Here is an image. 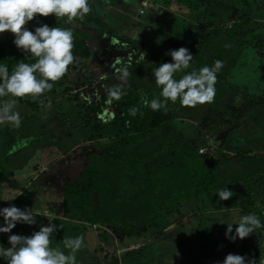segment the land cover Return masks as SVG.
Returning <instances> with one entry per match:
<instances>
[{
  "label": "trees",
  "instance_id": "obj_1",
  "mask_svg": "<svg viewBox=\"0 0 264 264\" xmlns=\"http://www.w3.org/2000/svg\"><path fill=\"white\" fill-rule=\"evenodd\" d=\"M104 1L105 6H108L106 12L110 11L108 17H113V20L117 21V17L113 14L114 10L110 8L115 5V0L113 3ZM224 1L198 0L194 5L202 7L197 14L206 17L203 28L209 29V33L198 35L199 44L190 51L193 55L190 67L177 73L176 79L193 70L198 72L203 66L214 65L217 51L212 44L206 46V40L217 36L221 39L220 35L224 36L222 38L225 43L229 44L221 49L220 55L232 45L229 40L233 41L238 52L243 46L237 47L235 45L237 42L248 43L246 36L241 32L239 34L238 28H231L228 31L227 27L221 25L230 12L225 11ZM185 2L184 5L193 8L192 2L189 0ZM82 22L89 23L90 20L76 18L68 21L67 17L56 18L54 15H49L37 16L26 26L32 31L41 24L70 28L74 43L72 49L74 61L69 65L70 68L76 62H83L98 55V50L91 47L89 39L84 37ZM96 25L103 29L101 30L103 36L109 34L117 38L119 43H107L109 48L116 46L117 49L126 50L123 57H117L122 63L131 64L129 68L131 75L124 87L126 95L118 101L109 98L108 88L120 83L113 70V74L108 78L111 84L109 82V86L96 98L84 96L80 88L71 86L72 82L61 90L62 95L74 103L76 108L74 113L64 111L60 114L51 111L50 106L43 105L48 101L51 93H57L56 87L45 91L35 99L28 96L18 97L19 102L30 107L31 116L44 115L50 125L44 123L40 126L41 130L49 132L46 134L48 144L57 147V150L63 154L62 157L60 153L51 155V158L46 160L48 169L45 168V172L39 170L32 175L23 189L24 192L30 186L36 187L34 183H40L43 179L50 181L53 183L51 189L43 183H40L43 188L39 189L43 193L51 191L54 193V196L48 195L51 199L48 204H50L49 209L56 211L57 216L91 226L97 224L96 228H93L95 230L110 225L120 235H131L145 229L152 230L150 232L152 235L165 231L170 226L172 218L182 215L188 207H192L193 213L205 209L209 211L211 209L209 204L219 200L217 192L223 188H232L233 194L237 189L241 217L254 213L263 218L264 153L258 156L251 154L250 151L256 148L264 151V139L259 137V134L264 135V92L260 95L243 93L239 90V86L227 83L224 78L227 70L224 66L219 71L222 74H217L215 98L212 103H208L210 108L219 109L218 113H222L218 116V120L209 116L203 119L202 116L194 113L197 109H193L192 114L187 115L188 109L181 105L179 99L175 103L168 101L167 111L163 108L153 111L150 107L143 106L142 97L146 96L151 101L160 96L161 88L156 85L153 69L163 62L172 60V57L166 54L168 50L163 51L158 43H146L144 36L138 38L120 32L117 26L112 24L109 28H104V25L97 21ZM6 35L4 40L0 39V65H7L9 74L19 63L36 62V57L30 53L25 55L15 46L12 33L7 32ZM90 39L96 42L94 37L91 36ZM247 45L249 43L245 44L244 48ZM179 47L182 46H175L173 49ZM127 50H130L129 54ZM142 54L145 55V59H140ZM202 56L209 59H203ZM234 61L235 59H231V62ZM120 66L116 65V67ZM113 76L115 80H111ZM66 77L69 78L67 75ZM60 85H64V82H60ZM4 98L0 97V99ZM160 98L163 100V97ZM59 101L60 99L53 103L57 104ZM109 104L115 107L116 113L112 117L100 118L99 115ZM132 107L140 110L135 116L129 114V109ZM59 108L64 106L60 104ZM224 109L229 112L225 114V118L222 112ZM186 120L191 122L189 129L183 127ZM225 126L228 129L234 128L236 132L234 135L231 134V137H229L231 132L223 133V136L219 135L220 139L228 138L226 142L235 141L232 151L224 148L225 145L216 147L210 138L211 135L216 137L218 134L216 131L206 130L210 128L226 130ZM28 138L29 136L24 135L22 130L12 125H8L7 128L0 127V142L5 147L6 156L12 159L11 163H1L3 168L11 167L12 164L15 167L19 166L23 159V147L27 142L35 141ZM202 146L208 147V152L200 153ZM45 162L42 164L44 165ZM27 164L31 165L26 160L23 165ZM256 189L262 190L261 200L255 192ZM60 196L61 200H59ZM188 202H191V205H188ZM0 226H3L2 216H0ZM86 228L84 227V230H87ZM23 230V224L17 223L11 233H0V246L10 247L9 235H21ZM197 230L200 228L198 227ZM225 232L220 227L215 229L212 236L216 239L215 245L218 241L224 245L230 240L226 238ZM203 235L202 233L203 238L209 237ZM263 235L264 228H259L244 239L230 240V244L233 247L238 240L242 241L241 255L246 259H254L256 264H260L262 262L258 261V257L262 255L264 242L260 243L255 239ZM223 245L218 246V249H222ZM253 248L254 254L249 255ZM103 250L105 252V249ZM105 253L106 256L109 255L107 250ZM95 264H103V262L99 261Z\"/></svg>",
  "mask_w": 264,
  "mask_h": 264
},
{
  "label": "rangeland",
  "instance_id": "obj_2",
  "mask_svg": "<svg viewBox=\"0 0 264 264\" xmlns=\"http://www.w3.org/2000/svg\"><path fill=\"white\" fill-rule=\"evenodd\" d=\"M106 1L113 3V0ZM139 1L115 0V5L110 8L114 10L113 14L117 17L116 21L113 20V17H108L110 11L106 12L105 9L108 6H105L106 2L104 0H89L92 11L85 15L83 19H89L90 22H82L80 24L85 31L84 37L89 39L88 42L91 47H95L98 50V55L83 62L74 63L73 67L69 68L68 73L54 83L53 87H56L58 91L50 94L48 101L43 104L45 107L50 106L51 111H57L60 114L64 111L74 113L76 110L74 103L62 95L61 90L65 86H69L72 82L71 86L80 88L84 96L93 99L102 94L103 90L109 86V82L111 84L108 78L113 74L112 64L117 57H123L126 54V50L117 49L116 46L109 48L110 46L107 43L113 44L111 43L113 37L109 34L103 36V33H101L103 29L97 27V21L101 22L104 28H109V25L112 24L117 26L120 32L122 31L127 35L138 38L144 36L145 38L143 39H146V43H158L163 51L164 49L169 51L175 46H186L191 51L199 44L198 35L209 33V29L203 28L206 17H200L197 14L202 7L194 6L198 0H189L192 2L193 8L186 4L184 5L183 3H186L185 0H152V5L143 15L139 12ZM201 1L206 2L207 0ZM224 3L225 11L230 12H228L227 18L221 25L227 27L228 31L231 28H238L239 34L241 32L242 35L246 36L249 45L244 48V45L248 43L237 42L235 44L237 47L243 46L238 52L233 41L229 40L232 45H229L228 50L222 55H220L221 49L229 44L225 43L224 38H222L223 35H220L221 39H218L219 36H217L206 40L205 45L209 46L212 44L216 49L217 56L214 58V62L216 60L223 62V68L225 66L227 70L226 76H224L227 83L230 82L239 86V90L243 93L260 95L264 92V52H262L264 51V0H225ZM170 12L177 14L178 18L172 13L171 15ZM178 13L183 15V18ZM213 16L215 17L214 14ZM172 17L175 19L172 20ZM6 34L7 32L0 34V39L4 40L7 36ZM91 36L96 39V42L90 39ZM115 40L118 41L117 38ZM257 41H259L258 44ZM128 52L130 53V50H127V54H129ZM203 59H206V57H203ZM231 59H235L234 63L231 62ZM217 74L222 73L218 72ZM37 75L39 76V74ZM66 75L69 77L68 79ZM111 80H115V76ZM60 82H64V85H60ZM4 97V99H0V105L5 101L15 100L14 111L19 112L21 123L23 122L18 128L24 132V135L29 136V140H35L34 142H27L25 147H23V159L19 166L15 167L12 164L11 167L8 166L7 168H3L1 163H11L12 159L6 156L5 147L0 142V207L11 205L21 209L28 207L32 208L35 213L40 214L36 217V224H23L24 230L21 235H31L32 232L38 231L41 225L47 226L49 219H51L52 223L60 226L51 237V247L60 248L67 254L69 250L64 247V239L77 236L84 237L85 246L76 252V264H95L99 261L103 262V264H216V262L222 264L228 253L241 255L242 241L238 240L233 247H231L230 240L224 245L220 244L219 241L215 245L216 239L212 237L217 227L226 231L228 225H232L233 234L235 233V228L238 227L236 223L241 218L240 207H238L240 199L237 189L235 191L236 195L233 194L228 200L219 199L211 202L209 211L205 209L201 212L193 213L192 207H188L187 211L182 215H176L172 218L167 230L157 232L155 235L150 234L152 230L147 229L131 235H120L110 225H106L105 228L100 230H95L93 229L95 228L94 225L92 227L91 224L57 216L56 211L49 209L50 204H48L49 200H51L48 195L54 196V193L52 191L50 193L40 191L43 188L40 183H43L49 189H51L53 183L43 179L40 183H34L36 187L30 186L25 192L23 189L27 185L26 183L30 181L32 175L39 170L45 172V168L48 169L49 165L46 160L51 158V155L54 156L56 153H60V157H62L63 154L57 150V147H52L48 144L49 140L47 141L46 134L49 132L41 130V125H44V123L49 124L44 115L40 114V117L31 116L30 107L19 102L18 97H13L11 94ZM59 99L60 101L57 104L53 103V101H58ZM60 104L64 108H59ZM185 109H188L187 115H191L193 109H197L199 112L196 110L194 113L202 116L203 119L209 116V118L218 120V116L222 115V113H218L219 109L210 108L208 103L197 104L195 107L190 109L186 107ZM222 112L224 113V118L225 114L229 113L228 111L226 112V109L222 110ZM115 113V107L109 104L103 109L99 117H112ZM190 124L191 122L186 120L183 127L189 129ZM8 125L10 126L11 124H0V127L7 128ZM224 128L228 129L227 126ZM227 129L210 128L206 130L209 132L216 131V134H218L216 137L211 135L210 138L216 144V147L225 145L224 148L232 151L235 141L226 142L228 138L223 140V138L220 139L219 137V135L223 136V133L227 134L228 132H231L229 137H231V134H236L235 130H233L234 128ZM259 137L262 140L264 139L263 134H259ZM214 149L218 150V148ZM214 149L213 151H216ZM12 151L13 149H11ZM250 152L251 154H258V156H262L264 153L263 150L260 151L257 148L251 149ZM26 160L31 165L27 164L24 166L23 164ZM44 162L45 164L43 165L42 163ZM261 191L260 189L255 190L260 200L263 197ZM55 200L57 201L56 198ZM59 200H61V196ZM188 205H191V202H188ZM260 219L264 222V216ZM84 227H87V230H84ZM198 227L200 230H197ZM202 233L204 237L207 235L209 237L203 238ZM255 240L263 243L264 235L261 238L257 237ZM222 245L224 247L218 249V246ZM103 249H105V252L107 250L110 256H106ZM254 252L255 249L253 248L248 254L251 255ZM258 259V261L262 262L260 264H264V250ZM0 264H7V262L0 257Z\"/></svg>",
  "mask_w": 264,
  "mask_h": 264
},
{
  "label": "clouds",
  "instance_id": "obj_3",
  "mask_svg": "<svg viewBox=\"0 0 264 264\" xmlns=\"http://www.w3.org/2000/svg\"><path fill=\"white\" fill-rule=\"evenodd\" d=\"M91 11L89 0H0V34L12 33L15 46L25 55L30 53L37 58L32 64H17L11 74L7 65H0V97L11 94L13 97L32 96L35 99L45 91H50L54 83L68 73L69 65L74 61L73 32L70 28L41 24L32 31L26 26L30 21L37 16L49 15L56 18L67 17L68 21L76 18L82 20ZM111 43L119 42L113 38ZM166 54L170 55L172 60L153 69L156 85L161 88L160 96L151 101L146 96L142 97L143 106L150 107L153 111L161 108L167 111L168 101L175 103L178 99L185 107L212 103L215 98L217 73L223 67V62L216 60L212 67L203 66L198 72L193 70L176 79L177 73L190 67L193 55L183 46L170 49ZM140 59H145V55L142 54ZM112 67L120 83L109 87L107 94L110 99L118 101L126 95L124 87L131 75V64H124L116 58ZM160 97H163V100ZM15 106V100L5 101L0 105V124L8 123L16 128L20 126L21 117L18 111H14ZM139 111V108L132 107L129 114L135 116ZM140 114L143 115L142 112ZM217 193L220 200H228L233 196V192L227 188L220 189ZM38 215L40 214L28 207H0V216L3 217L0 233H11L17 223L34 225ZM236 224L238 227L235 228L234 234L232 225H228L225 232L226 238L233 241L237 238L244 239L256 229L264 228V222L254 213L242 216ZM58 227L60 226L49 219L47 226L41 225L39 230L31 235H9L10 247L0 246V257L7 264H76V252L85 246L84 237L65 238L64 247L69 250L66 254L60 248L50 246L51 237ZM222 264H256V261L228 253Z\"/></svg>",
  "mask_w": 264,
  "mask_h": 264
},
{
  "label": "built area",
  "instance_id": "obj_4",
  "mask_svg": "<svg viewBox=\"0 0 264 264\" xmlns=\"http://www.w3.org/2000/svg\"><path fill=\"white\" fill-rule=\"evenodd\" d=\"M140 5H139V12L141 14H144L146 10L151 6V0H140ZM208 151V147L202 146L200 148V153H205Z\"/></svg>",
  "mask_w": 264,
  "mask_h": 264
},
{
  "label": "crops",
  "instance_id": "obj_5",
  "mask_svg": "<svg viewBox=\"0 0 264 264\" xmlns=\"http://www.w3.org/2000/svg\"><path fill=\"white\" fill-rule=\"evenodd\" d=\"M152 3H153V2H152ZM168 12H169V11H168ZM171 13L174 14L173 12H170V14H171ZM172 14H171V15H172ZM178 14H179V13H178ZM123 15H126V14H123ZM174 16H177V18H178V15H177V14H176V15L174 14ZM179 16H180L181 18H183V15H180V14H179ZM188 17H189V16H188ZM174 19H175V18L172 17V20H174ZM192 22H194V21H192Z\"/></svg>",
  "mask_w": 264,
  "mask_h": 264
}]
</instances>
